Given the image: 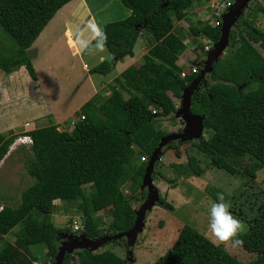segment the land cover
<instances>
[{
	"label": "trees",
	"instance_id": "trees-1",
	"mask_svg": "<svg viewBox=\"0 0 264 264\" xmlns=\"http://www.w3.org/2000/svg\"><path fill=\"white\" fill-rule=\"evenodd\" d=\"M70 1L0 0V71L10 75L24 67L36 81L28 49L55 13ZM120 1L130 10L129 17L103 27L107 49L115 61L132 54L142 29L151 35L153 44L138 68L128 67L115 79L117 84L111 87L109 97L103 100L93 97L82 105L83 119L79 117L68 131H59L58 125L51 124L25 133L32 141L25 169L33 183L20 192L16 207L2 204L7 197L0 198L3 206L0 264H33L26 258L18 262L3 239L17 226L20 227L15 236L21 247L44 245L48 258L44 264L56 262L59 239L51 220L55 200L74 203L78 209L74 214L82 218L81 234L87 238L119 233L115 228L105 233L98 225L96 214L117 205L122 207L121 213L125 212L126 203L117 200L125 188L131 194L142 193L138 188L147 161L135 166L134 157L137 154L148 159L160 141L156 122L175 115L176 108L168 93L180 99L182 90L200 73L201 69L197 68V72H186L184 78L180 77L182 69L177 62L186 46L173 33V28L192 9L202 6L204 0H154L146 13L132 0ZM258 13L264 14V7L255 6L236 23L228 37L229 54L222 64L213 65L205 79L207 87H200L192 95L190 111L204 116L203 127L209 138L185 143L204 154L210 167L245 177L249 183L264 169V57L253 45L257 44L264 52V31L254 26ZM190 31L213 43L220 37V26L211 27L207 23L198 28L191 26ZM112 67V61H104L94 72L105 75ZM251 85L255 88L249 90ZM123 91L127 92V99ZM11 134L10 130L0 133V161L16 139ZM245 159L248 164L241 166ZM161 180L170 189L177 187L175 180L165 177ZM119 184H123L121 188ZM86 185L89 193L82 205L80 199ZM251 199L252 195L244 197V204L249 206L233 207L247 223L246 234L241 237L242 249L257 254L251 262H240L224 246L217 247L186 226L173 246L153 264H264V199L256 209L250 206ZM157 205L172 210L165 199L160 198ZM134 218V213L128 215L123 231L133 225ZM60 264H125V261L107 250H75L64 252Z\"/></svg>",
	"mask_w": 264,
	"mask_h": 264
},
{
	"label": "rangeland",
	"instance_id": "rangeland-1",
	"mask_svg": "<svg viewBox=\"0 0 264 264\" xmlns=\"http://www.w3.org/2000/svg\"><path fill=\"white\" fill-rule=\"evenodd\" d=\"M132 1L138 3L145 13L154 4V0ZM209 1L204 0L202 6L192 9L185 19L174 23L173 33L182 39L186 46L185 51L180 55L177 62L182 70L189 68L197 72V68L202 69L205 55L214 44L204 36H195L190 31L191 26L198 28L205 23L211 27L220 26V19H216L212 14L208 4ZM118 5H120L119 10L113 15L116 18L115 20L126 18L124 17V11L128 13V10L124 8L120 1H118ZM257 5L264 7V0L250 1L241 18L247 17V13L251 12ZM110 21H114V19ZM254 26L260 31H264V14L258 13L255 16ZM233 30L234 28L231 31ZM140 38H143L146 48H149L153 44L151 35L142 29L136 40L137 43L135 42V53L140 50ZM253 45L264 57L262 49L257 44ZM46 46H48V43L41 44L39 48L31 46L28 50L32 54L33 67L38 78V84H35L34 89L37 90L39 87L40 97L37 96L38 99H36V97L32 98L31 95L27 94V88L30 89L32 86L28 83V86H26L25 79H20L19 84L16 85L17 87L13 86V89L20 91L22 94L17 95V92L12 90L11 94L13 96L11 98H0V133L4 134L7 132L6 129L14 127L15 131H10L12 132L11 135L16 136L15 141L18 138L24 137L26 131H30L36 127L43 128L49 126L55 120L60 122L58 124L59 131H68L70 122H75L80 117L79 111L72 116L70 113L76 110L81 103H86L90 100L89 95L93 91L92 89L97 91L96 97L101 96L106 98L109 95L108 90L117 84L116 81L109 83L110 79L116 75V71L112 70L105 75L94 72L101 65L98 63V55L96 53L93 57H88V54L79 57L77 55L74 56L72 51L65 46H60V44H58L60 47H52L51 50ZM205 47L211 48L208 52H205ZM36 49L38 53H36ZM228 51L226 47L216 64L223 63L229 54ZM106 61L110 62L111 59H107ZM140 63L141 61L139 60ZM84 66L86 67L84 68ZM0 76L1 78L7 77L1 71ZM207 85L208 83L205 80L199 85V88L207 87ZM254 88L255 85H251L249 90ZM126 93L123 91L124 99L127 98ZM168 96L173 101L175 108L178 109L180 107V99H176L171 93H168ZM70 116L72 119H69ZM65 117L66 119L61 122V119ZM15 123L19 127H16ZM155 127L159 130L161 139L167 134L179 133L185 130L186 124L180 117L172 115L169 118L159 119ZM201 138H209L208 132L204 129ZM199 140L190 142L195 143ZM185 143L170 142L167 146L163 147L158 163H156L153 169L152 181L160 194L159 197L165 199L172 206V210H166L155 205L152 210L146 213L143 230L137 236L133 245H128L127 240L123 238L117 243L111 242L105 244L95 250L96 252L111 251L121 257L125 261V264H153L173 246L179 232L186 226L193 228L213 242V238L208 230L209 209L211 202L216 201L217 193L224 194L225 201L231 204L229 211L247 229L246 221L236 214L233 207L238 205L241 207L244 205L249 206V204H244L245 196L252 195V204L250 206H253L254 209L263 201L264 169L258 171L255 180L249 183V180L245 177L231 176L222 170L210 167L208 159L204 154L192 148L191 144ZM25 146L23 149L17 147L11 151L10 157L4 163H0V198H4L3 196L7 197L8 199L3 200V203L11 207L18 205L20 192L33 183V179L27 174L25 169V161L30 156V150L27 147L25 148ZM141 158L137 154L135 155L133 161L135 166H139L141 162L145 161L148 163L150 156L148 159L147 157L144 158L145 160L143 161ZM188 158L192 160L189 161ZM243 162L244 164L241 166L248 164V160L246 159ZM161 177L175 180L177 187L170 189L169 185L161 180ZM141 184L142 179L138 188L139 191H141ZM119 185L121 188L123 184ZM84 191V196L80 199V204L82 205H85V195L89 193L88 185L84 186ZM121 191L117 200L121 199L126 203L128 207H123L125 212L121 213L122 207L117 205L116 207L110 206L96 214L98 225L105 233H110L111 229L114 228L116 231H123L122 229L127 226L128 215L130 213L135 214L147 196L146 190H143L142 193L136 192L135 194H131L128 188ZM56 201L53 203L55 204ZM238 210H240V207ZM77 211L78 209L74 205L67 212H70L69 214L62 213L53 218L52 223L57 232L59 247L62 243L67 242L68 239L70 240V238L73 239L82 235V218L74 214ZM51 216H54V212H52ZM74 226H78L79 229L75 230ZM19 227H15L3 237L9 249L13 252L15 259L19 262L23 258H26L33 264L46 263L48 258L45 255L46 249L44 245H33L28 249L20 246L19 239L15 236V232L18 231ZM224 248L230 255L242 263L251 262L257 257L256 253L248 252L242 248L235 250ZM32 256L35 257L34 260Z\"/></svg>",
	"mask_w": 264,
	"mask_h": 264
},
{
	"label": "crops",
	"instance_id": "crops-1",
	"mask_svg": "<svg viewBox=\"0 0 264 264\" xmlns=\"http://www.w3.org/2000/svg\"><path fill=\"white\" fill-rule=\"evenodd\" d=\"M118 1H120V0H72V1L68 2L67 4L62 6L55 13V15L52 17V19L46 25V27L42 30V32L36 38V40L34 41L32 46H36L37 48H39L41 44L48 43V46H46V47L49 48V50H51L52 47L57 48L60 46H65L70 51H72L74 56L75 55H77L79 57L83 56V55L79 54V50H78L77 43H76V35H77L78 30L81 29L89 20H91L93 18L95 19L96 23L100 24L102 27L106 26L107 24L113 23V22H120V21L127 19L130 15V10L127 9L120 1V3L124 6V8H126L128 10V13L124 11V17H126V18H123V19L121 18L120 20H115L116 18L113 15L119 10L118 8L120 5H118ZM113 19H114V21H110ZM136 43H137V41H136ZM136 43L134 44V46L132 48V54L124 56L121 60H118V61H115L114 57L111 55V53L108 51V49H107V53L96 52V54L98 55V63L101 64L104 61H106L107 59H109V60L111 59V61H112V65H113L112 70L116 71V75H114L110 79L109 83L110 82L114 83L115 79L117 77H119V75L124 70H126L128 67L133 66L135 68H138L139 65L142 63L143 56L148 53L150 47L146 48V45L143 43V38H140V42H139L140 43V46H139L140 50H139V52L135 53ZM58 44H60V46H58ZM36 53H38L37 49H36ZM29 55L32 57V54L29 53ZM90 56L93 57L94 54L89 55L88 57H90ZM33 57H35V56H33ZM139 60L141 61L140 64H139ZM32 64H33V62H32ZM85 67L86 66H84V68ZM96 67H98V66H96ZM26 72L27 71L25 70L24 67H20L17 71L11 73L10 75H7V77H5V78H1V76H0V98H2V99L11 98L13 96L11 94L12 90L17 92V95L22 94L20 91L13 89V86L17 87L16 85L19 84V80L25 79V81H26L25 85L28 86V84H31V86H32L30 89L27 88L26 93L31 95L32 98L36 97V99H38V97H40L39 87L37 90L34 89L35 84L36 83L38 84L37 75H36V81H33L30 77H29V79H31V80H29L28 79L29 75H28V73L26 75ZM92 90L93 91L89 95L90 100L93 97H96V95L98 94L96 90H94V89H92ZM9 91H10V96H9ZM104 91H106V90H104ZM108 91H109V95H108V97H109L111 94V91H110V89ZM106 93H108V92H106ZM98 98L103 100V99H106L107 97L104 98V97L98 96ZM127 98H128V94H127ZM83 104L84 103H81L76 110H74L73 112L70 113V115L72 116L77 111L80 112V108L82 107ZM71 116L69 119H72ZM65 119H66V117L61 119V122L64 121ZM59 123L60 122L58 120H55V122L53 124L58 125ZM15 124H16V127H19L17 125V123H15ZM36 128H38V127H36ZM9 130L15 131L14 127H10L8 129H6V131H9ZM17 147H19V149H23L24 145H20V144H18V142L15 141L12 144V146L10 147L6 156L3 158V160L0 161V163H4V161L10 157L11 151L15 150ZM26 147L28 148L27 145L25 146V148ZM54 206H55L54 211H53L54 216L51 219L52 221H53L54 217H57V216L61 215L62 213H67L69 211V209L74 206V203L73 202H61V201L57 200L55 202ZM69 213H67V214H69Z\"/></svg>",
	"mask_w": 264,
	"mask_h": 264
},
{
	"label": "water",
	"instance_id": "water-1",
	"mask_svg": "<svg viewBox=\"0 0 264 264\" xmlns=\"http://www.w3.org/2000/svg\"><path fill=\"white\" fill-rule=\"evenodd\" d=\"M249 3L250 0H234L233 5L221 18L219 40L213 44L211 50L205 55V60L200 73L182 90L180 107L176 109L175 116L180 117L185 122L186 129L179 133H170L163 136L150 155L141 184V190H146L147 196L135 213L133 225L126 231L111 236L107 235L99 239H89L84 235H80V237L73 239L70 238V240L68 239L67 242L62 243L59 247V252L55 258L56 262L54 264L61 263L64 252L72 253L75 250L95 251L107 242L117 241L123 238L127 240L128 245H133L135 243L137 236L143 230L146 213L152 210V208L160 202V194L153 184L152 174L154 165L161 155V150L170 142L184 143L199 140L201 138L204 129V116L193 114L190 111L192 95L199 89V85L204 82L206 77L212 72L213 65L216 64L223 50L228 45V37L231 30L242 17L244 10Z\"/></svg>",
	"mask_w": 264,
	"mask_h": 264
},
{
	"label": "clouds",
	"instance_id": "clouds-1",
	"mask_svg": "<svg viewBox=\"0 0 264 264\" xmlns=\"http://www.w3.org/2000/svg\"><path fill=\"white\" fill-rule=\"evenodd\" d=\"M76 43L79 54L81 55H93L96 52L107 53V34L104 28L100 24L96 23L94 18L89 20L81 29L78 30ZM182 71L188 73L190 71L192 72L189 68ZM16 142H18V139ZM18 144L27 145L29 147L32 143L21 144L18 142ZM230 207L231 204L230 202L225 201L224 194L217 193L216 201L211 202L209 209L208 230L213 238L214 244L217 247L224 246L233 250L241 249L244 245V240L241 237L246 234L247 229L240 220L232 215L229 211ZM2 210L3 206L0 205V211Z\"/></svg>",
	"mask_w": 264,
	"mask_h": 264
},
{
	"label": "built area",
	"instance_id": "built-area-1",
	"mask_svg": "<svg viewBox=\"0 0 264 264\" xmlns=\"http://www.w3.org/2000/svg\"><path fill=\"white\" fill-rule=\"evenodd\" d=\"M234 3V0H210L208 2L209 4V8L212 12V14L214 15V17L216 19H220V26H221V18L222 16L229 10V8L233 5ZM211 47H205V52H208L209 49ZM192 72H195V71H192ZM186 76V72L182 71L181 74H180V77L181 78H184ZM153 113H155L154 111H152ZM81 119H83V117H80ZM70 127L69 128H72V126L74 125V121H71L70 122ZM18 142H20L21 144L22 143H27V144H31L32 141L29 137H22V138H18ZM141 160L143 161L144 158H141ZM75 230H78V226H74Z\"/></svg>",
	"mask_w": 264,
	"mask_h": 264
}]
</instances>
